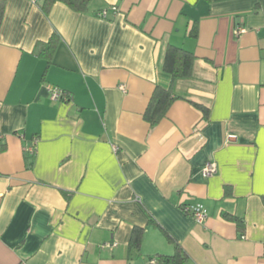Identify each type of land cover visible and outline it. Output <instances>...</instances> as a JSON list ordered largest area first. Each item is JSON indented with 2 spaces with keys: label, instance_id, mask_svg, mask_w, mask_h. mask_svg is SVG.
<instances>
[{
  "label": "crops",
  "instance_id": "1",
  "mask_svg": "<svg viewBox=\"0 0 264 264\" xmlns=\"http://www.w3.org/2000/svg\"><path fill=\"white\" fill-rule=\"evenodd\" d=\"M0 1V264H148L175 247L184 264H264V0ZM169 46L193 54L190 78L164 72ZM157 88L178 99L151 126ZM198 204L201 224L183 211Z\"/></svg>",
  "mask_w": 264,
  "mask_h": 264
},
{
  "label": "trees",
  "instance_id": "2",
  "mask_svg": "<svg viewBox=\"0 0 264 264\" xmlns=\"http://www.w3.org/2000/svg\"><path fill=\"white\" fill-rule=\"evenodd\" d=\"M41 6L44 12H48L50 8L56 3H62L67 6L70 10L85 14L89 10V6L92 0H40ZM4 14V2L0 1V26L2 23ZM195 28H193V37H195ZM54 38L51 39L53 41ZM49 42L46 46L45 58H50V51L52 49V42ZM194 61V56L192 53L187 52L181 48L169 46L165 52L163 70L165 73L169 74L172 79H187L192 75V64ZM178 98L173 96L169 90H163L157 88L155 94L153 95L149 107L145 113V119L149 122L151 126L159 123L167 114V111L171 104ZM195 108L200 110L205 116L207 115V110L199 105L194 104ZM142 240V230L135 229L132 232L130 241L131 247L138 249L140 247ZM185 255L179 247H175V252L172 256H159L158 264H184Z\"/></svg>",
  "mask_w": 264,
  "mask_h": 264
},
{
  "label": "built area",
  "instance_id": "3",
  "mask_svg": "<svg viewBox=\"0 0 264 264\" xmlns=\"http://www.w3.org/2000/svg\"><path fill=\"white\" fill-rule=\"evenodd\" d=\"M114 10V9H112ZM98 17L104 19L106 17V11H102L98 14ZM235 33L238 35V34H241L243 33V30L242 29H236L235 30ZM122 90L123 87H120ZM48 94H49V97L52 101H69L71 100V97L70 95L63 91V90H60V89H57V88H53V87H50L48 88ZM115 151V149H114ZM29 154L31 156H33L35 154V149L34 148H31L29 150ZM217 172V166L214 162H207L204 164V166L202 167L201 169V175L203 178H208V177H211L213 176L214 174H216ZM183 211L188 214L189 216H191L193 218V220L196 222V223H203V221L206 219L207 217V212L205 210V208L202 206V205H195V206H186V207H183ZM116 244L115 243H106V244H103L100 246L101 249H111L113 247H115ZM148 264H158V261L157 259H150L148 261Z\"/></svg>",
  "mask_w": 264,
  "mask_h": 264
}]
</instances>
